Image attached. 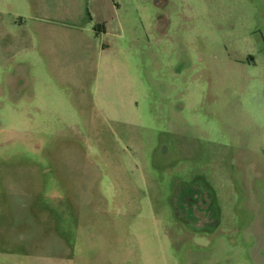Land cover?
<instances>
[{
  "label": "rangeland",
  "instance_id": "rangeland-1",
  "mask_svg": "<svg viewBox=\"0 0 264 264\" xmlns=\"http://www.w3.org/2000/svg\"><path fill=\"white\" fill-rule=\"evenodd\" d=\"M0 264H264V0H0Z\"/></svg>",
  "mask_w": 264,
  "mask_h": 264
}]
</instances>
